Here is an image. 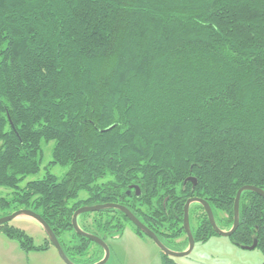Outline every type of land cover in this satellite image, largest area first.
Listing matches in <instances>:
<instances>
[{
    "label": "trees",
    "instance_id": "16d2710c",
    "mask_svg": "<svg viewBox=\"0 0 264 264\" xmlns=\"http://www.w3.org/2000/svg\"><path fill=\"white\" fill-rule=\"evenodd\" d=\"M50 142L48 165L65 174L20 186ZM243 186L264 191V0H0L3 216L35 212L72 263L97 246L92 264L104 252L74 231L77 209L124 206L166 247L184 237L185 250L187 200L206 201L229 231ZM92 214L95 231L81 230L103 241L124 222L146 236L119 210ZM188 215L194 242L219 236L200 204ZM238 219L228 238L256 241L264 258V199L242 191ZM0 232L25 252L51 245L9 223Z\"/></svg>",
    "mask_w": 264,
    "mask_h": 264
},
{
    "label": "rangeland",
    "instance_id": "374dc122",
    "mask_svg": "<svg viewBox=\"0 0 264 264\" xmlns=\"http://www.w3.org/2000/svg\"><path fill=\"white\" fill-rule=\"evenodd\" d=\"M53 142L49 144H42L43 159L40 165V170L37 174L28 176L20 186L28 181L42 179L46 172H50L57 177H62L66 168L59 165L49 166L52 160L51 149ZM10 190L0 187V197L6 196ZM81 198L85 197V193L80 194ZM8 211H6L7 213ZM15 212V211H14ZM5 212L0 211V218ZM95 215L89 214L85 218H80V229H87L90 232L95 231L93 219ZM9 225L23 230L33 240L35 246L44 244L47 238L46 233L40 224L27 216H21L9 222ZM193 222L191 221L190 229ZM70 233H65L62 238L69 241ZM186 236V235H185ZM182 237L179 243H166L167 248L174 252L184 251L186 246L185 238ZM182 241V242H180ZM109 248V257L105 264H162L161 251L158 247L148 238L139 237L135 234L132 226L124 222V229L116 238H106L105 242ZM94 251L96 252L93 257L91 256ZM87 257L80 261L81 264H88L94 262L102 256L101 250L91 244ZM177 264H264V258L258 249L248 250L236 247L228 237L214 236L206 242H194L192 251L182 257L173 258ZM92 260V261H91ZM0 264H65L59 257L55 248L50 245L45 251H23L18 243L8 238L0 232ZM94 264V263H92Z\"/></svg>",
    "mask_w": 264,
    "mask_h": 264
},
{
    "label": "water",
    "instance_id": "95a60500",
    "mask_svg": "<svg viewBox=\"0 0 264 264\" xmlns=\"http://www.w3.org/2000/svg\"><path fill=\"white\" fill-rule=\"evenodd\" d=\"M245 190L252 191L264 199V191L263 190H261L257 187H253V186L241 187L237 191V194H236V197L234 200L233 224H232V227L229 231H223L217 227L215 220H214V217H213L212 210L206 201H204L202 199H198V198H193V199L187 200V202L184 205V209H183V228H184L186 237L188 239V247L186 248V250L181 251V252H174V251L170 250L169 248H167L157 238V236L152 231H150L146 226H144L127 208H125L124 206L118 205V204H111V203L109 204L108 203V204H103V205L81 207L74 212V214L72 216L71 224H72V227H73L74 231L76 232V234L83 236V237H86L87 239L91 240L92 242H94L95 244L99 245L102 248L104 255L100 261H98L94 264H105L106 263V261L109 257V248H108L107 244L105 243V241H103L99 237L92 235V234H89V233H86L83 230H81L80 227L78 226L77 218H78V216H80L84 213L96 212V211H100V210L107 209V208H112V209L119 210L120 212H122L125 215V217L136 228H138L141 232H143L158 247V249L163 254H165L171 258L182 257V256L188 255L192 251L193 246H194V239H193V236L191 234L190 227H189L188 210H189L190 204L191 203L200 204L203 207V210L207 216V219H208L212 229L215 231V233H217L221 237H229L234 233V231L236 230V228L238 226V222H239V219H238L239 200H240V195H241L242 191H245ZM19 216H27V217L32 218L36 222H38L40 224V226L42 227V229L44 230V232L46 233V236H47L48 240L50 241L51 245L57 251L61 260L65 264H74L66 257V255L63 252L56 236L54 235V233L52 232L50 227L35 212H33L31 210H24V209L17 210L8 216L0 218V226L9 223L10 221H12L13 219H15ZM255 247H256V241H254L251 246L244 247V249L253 250V249H255Z\"/></svg>",
    "mask_w": 264,
    "mask_h": 264
},
{
    "label": "flooded vegetation",
    "instance_id": "af4514ba",
    "mask_svg": "<svg viewBox=\"0 0 264 264\" xmlns=\"http://www.w3.org/2000/svg\"><path fill=\"white\" fill-rule=\"evenodd\" d=\"M192 204V203H191ZM93 235V234H92ZM106 242V240H104ZM176 243L179 242V241H175ZM186 250V249H185Z\"/></svg>",
    "mask_w": 264,
    "mask_h": 264
},
{
    "label": "crops",
    "instance_id": "0c3cea01",
    "mask_svg": "<svg viewBox=\"0 0 264 264\" xmlns=\"http://www.w3.org/2000/svg\"><path fill=\"white\" fill-rule=\"evenodd\" d=\"M19 217H21V216H19ZM28 218H30V217H28ZM30 219H32V218H30ZM33 220V219H32ZM35 221V220H34Z\"/></svg>",
    "mask_w": 264,
    "mask_h": 264
}]
</instances>
